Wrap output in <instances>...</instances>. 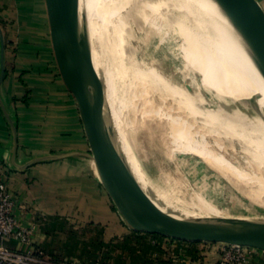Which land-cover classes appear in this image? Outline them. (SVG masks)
<instances>
[{"label":"rangeland","instance_id":"obj_1","mask_svg":"<svg viewBox=\"0 0 264 264\" xmlns=\"http://www.w3.org/2000/svg\"><path fill=\"white\" fill-rule=\"evenodd\" d=\"M111 1L116 3L122 20L120 30L126 40L122 51L128 47L129 57L125 61L122 59L121 66L115 69L117 92L113 96L115 99L108 94L106 105L111 117L117 116L122 125V129H116V134L122 137L126 159L136 178L159 201L187 218H213L209 221L264 218V176L247 173L239 167L245 158L237 144L228 147L227 156L219 155L216 160H210L199 142L156 111L153 114L155 124L167 130L164 140L172 154L169 157L154 136L142 130L139 117L140 105L144 103L143 91L137 96L133 90L137 100L132 107L126 105L122 97L121 83L127 89H134L139 80L133 68L154 70L157 75L152 78L164 81L168 88L174 86L188 95L195 92L208 97L203 81L213 57L209 39L200 34L199 24L187 30L184 20L173 13L177 6H184L176 0ZM257 1L264 11V0ZM198 2L202 6V0ZM1 51L4 75L0 84V112L8 127L12 149L14 139L15 151L18 149L19 120L22 125L25 118L19 119L17 106L21 107L22 103L41 106L35 119L39 133L47 135L49 144L45 153H30L27 160L53 156L39 162H57L66 158L88 161L93 167L94 179L107 195L112 209V214L106 215L103 208L97 206L94 218L87 217L83 206V211L76 216L37 217L40 232L46 235L44 244L39 245L40 242L32 239L30 245L18 251L31 248L37 258L49 264H185L209 261L212 254H201L202 251L213 250L220 254L225 243L182 241L131 229L101 185L94 163L86 155L90 149L80 116L79 133L87 143H82L80 148H66L67 141H60L59 137L68 140L72 136V110L74 117L79 111L56 54L45 0H0V56ZM8 83L11 95L5 100L3 90L7 89ZM57 88L61 89L63 96L60 90L56 91ZM240 105L239 110L230 108L221 115L234 122L237 128L252 132L254 136L263 135L264 123H258V119L262 122L264 114L242 102ZM207 108V112L217 113L213 105L208 104ZM40 111L43 114H39ZM51 113L59 118L58 133L51 131L56 127L55 123L42 117ZM257 113H261V117H257ZM31 132L26 133V144L31 139ZM63 191L72 192L71 189ZM79 195L80 201L85 198L84 193ZM178 209H184L186 214ZM191 213L207 217L191 216ZM30 227L35 232L36 227L31 224ZM7 248L15 250L10 246Z\"/></svg>","mask_w":264,"mask_h":264},{"label":"bare ground","instance_id":"obj_2","mask_svg":"<svg viewBox=\"0 0 264 264\" xmlns=\"http://www.w3.org/2000/svg\"><path fill=\"white\" fill-rule=\"evenodd\" d=\"M176 1L186 5L177 6L173 13L184 20L187 30H191L193 25L198 23L201 27L200 34L209 39V50L213 61L206 68L207 78L203 81L208 97L195 92H188L190 93L188 95L186 91L183 92L174 86L168 88L164 81L152 78L157 75L154 70L133 68L139 78L135 88L127 89L121 83L124 91L122 97L126 105L132 107L137 100L134 92L138 96L143 91L144 103L140 105L142 110L139 117L142 130L148 132L150 136L153 135L169 157L172 154L168 143L164 140L166 128L158 126L153 120L156 111L163 118L172 121L181 132L199 142L206 158L216 160L219 155L227 156L228 147H232L235 143L242 149L245 158L244 163L239 167L247 173L264 176V134L254 136L252 132L237 128L234 122L221 115L230 108L233 111L239 110L241 102L247 105L244 100L256 93L261 97L255 104L264 108V26L249 17L246 22L244 42L239 49H236L226 32L224 19L215 0H202V6L198 0L196 3L193 0ZM77 9L85 55L94 82L105 103L109 93L114 98L117 92L115 69L121 66L122 59L125 61L129 57L128 47L122 51V47L126 46V40L120 30L121 19L116 10V3L111 0H77ZM208 104L213 105L217 113L207 112ZM256 116L261 117V113H257ZM111 119L115 128L119 130L122 125L117 116ZM259 120L258 123H264V119L262 122ZM118 140L124 151L122 137H118ZM180 212L186 214L184 209ZM190 215L207 217L193 213ZM189 219L206 222L213 218L189 217Z\"/></svg>","mask_w":264,"mask_h":264},{"label":"water","instance_id":"obj_3","mask_svg":"<svg viewBox=\"0 0 264 264\" xmlns=\"http://www.w3.org/2000/svg\"><path fill=\"white\" fill-rule=\"evenodd\" d=\"M45 1L56 54L77 103L89 144L90 153L86 155L94 163L101 185L126 224L135 231L182 241L221 242L264 251V218L196 221L172 210L142 185L126 159L111 114L94 82L82 44L77 0ZM215 1L224 19L226 32L236 49L244 42L249 17L264 26V11L257 0ZM3 75L1 51L0 84ZM260 97L256 93L244 101L249 107L264 114V108L255 104ZM12 129L14 130L13 126ZM13 145L15 156V139ZM50 157L53 156L33 157L16 166L24 170L29 165Z\"/></svg>","mask_w":264,"mask_h":264},{"label":"crops","instance_id":"obj_4","mask_svg":"<svg viewBox=\"0 0 264 264\" xmlns=\"http://www.w3.org/2000/svg\"><path fill=\"white\" fill-rule=\"evenodd\" d=\"M49 41V40H48ZM52 60L55 58L52 56ZM61 92V89L56 91ZM11 95L10 85L8 83L7 89L3 90V96L5 100H8V96ZM63 96L62 92L60 94ZM56 104V103H55ZM19 119L22 117L24 121L21 124L19 120L18 127V149L13 156L12 140L9 138L8 127L0 112V171L3 172L8 189L15 196L17 201L16 217L24 226L34 225L36 227L35 232L32 234V239L40 242L39 245H43L45 242V233L40 232L39 220L37 217L54 218V215L76 216L82 210L87 212V217H96V207H102L103 212L106 215L112 214L110 201L107 195L99 188L97 182L94 179V173L92 165L84 160L66 158L63 161H48L38 162L31 167L24 170L17 168L16 164L21 165L25 163L30 153L34 155H41L47 151L48 139L47 135L39 133V127L35 116L38 114L41 106L26 105L22 103L21 107L17 106ZM53 110L56 111L54 108ZM72 110L71 116V134L68 140L63 137H59L61 142H66V148H80L82 143H87L81 138L79 133V115L74 117ZM39 114H43L42 111ZM56 114L51 113L42 116L43 119L55 123L53 133H58L57 121L59 118ZM40 117V116H39ZM41 120V117L39 118ZM39 120V121H40ZM69 120V119H68ZM75 120V124H74ZM43 121V120H42ZM39 123V122H38ZM31 124V126H30ZM31 127V128H29ZM31 132V139L26 144V133ZM70 142V143H69ZM71 189L72 192H65L63 190ZM76 191V192H75ZM85 191V192H84ZM85 194V198L80 201V193ZM66 193V194H65ZM6 246H10L15 250H18L24 245L17 244L15 242H7ZM201 254H208V260L199 262H189L185 264H216L219 258V254L213 250L202 251ZM254 264H264V255L259 253L254 257Z\"/></svg>","mask_w":264,"mask_h":264},{"label":"built area","instance_id":"obj_5","mask_svg":"<svg viewBox=\"0 0 264 264\" xmlns=\"http://www.w3.org/2000/svg\"><path fill=\"white\" fill-rule=\"evenodd\" d=\"M17 201L8 189L5 176L0 171V262L7 264H49L37 258L35 251L10 250L7 242L28 246L32 241L33 227L21 225L16 217ZM264 251L241 245L224 244L220 249L218 264H254V257ZM175 262V260H174Z\"/></svg>","mask_w":264,"mask_h":264}]
</instances>
